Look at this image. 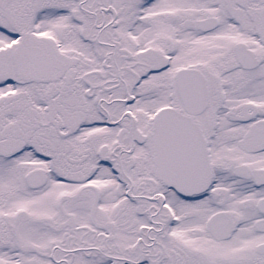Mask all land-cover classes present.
Here are the masks:
<instances>
[{
	"label": "snow or ice",
	"instance_id": "snow-or-ice-1",
	"mask_svg": "<svg viewBox=\"0 0 264 264\" xmlns=\"http://www.w3.org/2000/svg\"><path fill=\"white\" fill-rule=\"evenodd\" d=\"M0 264H264V0H0Z\"/></svg>",
	"mask_w": 264,
	"mask_h": 264
}]
</instances>
